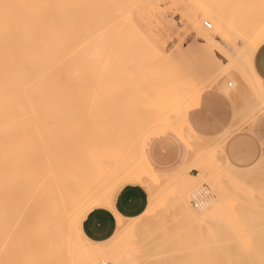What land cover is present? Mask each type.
Masks as SVG:
<instances>
[{"label":"bare ground","instance_id":"1","mask_svg":"<svg viewBox=\"0 0 264 264\" xmlns=\"http://www.w3.org/2000/svg\"><path fill=\"white\" fill-rule=\"evenodd\" d=\"M142 1L0 0V264H12L7 247L14 227L17 239L27 237L30 251L25 264H149L152 257L159 258L160 247L142 256L125 247L124 240L136 236L137 226L129 228L121 217L115 235L105 242L84 235V217L103 207L117 185L119 189L126 184L146 187L149 202L157 191L172 188L179 209L192 221L225 212L228 192L213 173L202 172L218 199L211 210L199 214L191 205L195 182L189 163L169 182L149 169L141 156L147 137L158 127L185 129V104L195 91L184 88L179 94V123L168 113L172 106L154 109L142 104L141 94L128 99L114 94L122 87L119 75L131 77L121 67L132 61L133 40L146 37L130 19L131 9ZM209 2L210 6L215 0ZM256 2L263 8L254 14L262 18L248 31L239 28L236 11L226 24L222 12L215 14L218 19L213 25L210 22L212 43L222 57L213 54L210 58L211 67L219 71L214 84L222 82L226 93L240 89V100L251 111L250 121L264 112V82L252 66L255 51L264 42V0ZM217 5L206 10L207 17L214 16ZM127 20L133 29L131 23L130 30L123 27ZM213 34L221 38L216 40ZM124 36L126 48L120 41ZM239 39L244 41L242 46L237 44ZM117 52L120 65L114 58ZM226 77L234 81L220 80ZM226 165V180L243 183L250 179L251 174L229 162ZM26 220L34 226L32 233L23 232ZM73 232L79 239L72 238ZM62 251L66 256L58 260ZM243 259L229 264H243Z\"/></svg>","mask_w":264,"mask_h":264},{"label":"rangeland","instance_id":"2","mask_svg":"<svg viewBox=\"0 0 264 264\" xmlns=\"http://www.w3.org/2000/svg\"><path fill=\"white\" fill-rule=\"evenodd\" d=\"M204 1L205 0H147L146 2V0H143L139 4L134 5L133 9H131L132 14L130 19L134 20L133 22L135 23L133 24L137 23L135 25V27H137L136 30L140 27L139 29L143 31V35L147 38L143 37L142 39L139 37L140 40L138 38L133 40L135 42V49L132 51V53L134 52L133 55H135L136 51H139V53L142 52L141 55L143 57L139 60V57H137L139 53L135 56H133L131 52L129 53V58L133 62L131 61L130 64L128 63L126 66H122L121 69L124 67L123 71L127 72L126 74H131V77H125L124 74L119 75V77L121 76L119 80L123 79L122 81L124 84L121 82L122 87L120 85L118 86L121 88L115 86L117 92L114 94H116L117 97L123 94L125 99L136 98L138 97L137 94H141L144 96L141 98L142 104L148 103L150 107L154 109H156L155 107L166 109L172 106V110H169L168 113L171 114L173 120L179 123L181 120L179 113L180 104L177 101L179 99V94L183 93L182 91H184V88L195 91L186 102L188 104L196 93L209 86H214V82L219 81L217 78L219 71L217 67L216 69H214L215 66L211 67L212 62L210 58L213 54L219 58L222 57L211 40L213 30L210 28L213 27L210 25V28H207L205 24L211 22L213 25L218 19L216 15L221 12L220 15L223 16L222 22L226 24L230 16L236 11L237 15L235 13L234 16L236 17H234V19L236 18L235 20H237L238 26H240L239 28L248 31L252 24L254 26L256 22L259 23V18H262V16L256 18L257 16H255L254 13L257 8L262 10L263 7L262 3L258 6L259 3L256 2L257 0H225L224 3L220 0L223 4L221 2H216V0L214 2L213 0L214 3L211 5L216 7L215 5L219 3V7L215 8V11L212 12L214 18H209L205 13H207V9L209 10L210 7L212 8L211 5L209 6L211 2L206 0V3L208 2V6H206ZM212 10H214V8H212ZM262 14L261 12V15ZM130 23V20L125 21L127 25L123 24V27L126 26V30L133 29L134 26L132 23V26H130ZM213 36L216 40L221 38L216 34H213ZM146 39H149L151 44L149 40V43L146 42ZM120 41L122 46L126 48L125 36L122 37ZM243 42V40L239 39L240 44H237L242 46ZM141 44H143L142 46L144 48H138ZM224 45L229 49L232 48L230 43L225 42ZM160 52L162 57H160ZM119 54L120 52L114 55L118 65H120ZM167 59L169 62H167ZM149 65H151V68ZM129 68L131 71H129ZM146 68L150 69L147 70ZM117 70L119 71V66ZM120 73L121 71L119 74ZM245 74L246 79H249L248 73ZM156 78L158 80H156ZM144 79L147 81H144ZM220 80L234 81L231 77ZM150 92H152V95ZM231 93L232 92L229 94ZM128 94H131V96H128ZM239 94L240 89H238L237 93H233V95L237 97V99L234 98V100L238 102L235 115L236 118L240 119L238 125L233 128V130L236 131L243 130V128L239 126L240 124L250 126L253 125L257 119L250 121L249 114H251V111L245 109L244 102L240 100ZM120 99L122 100V97ZM187 104H185L184 108L185 125L183 124V126H185V129L178 130L172 127H158L150 133L146 142L151 140V138H149L150 136L161 131H172L182 137L187 142L189 147L186 148L192 157L188 159L187 163H189L190 166L188 169L190 176L195 182L194 190L195 187L197 188L203 184L208 185L215 195V198L218 199L217 194L211 186L205 182L202 172L205 170L213 173L216 178L224 183L223 188L228 192V197L225 201L228 204L227 208L224 213L215 215L212 218L205 217L203 221H192L189 217L186 218L184 216L182 209H179L176 195L172 188L166 191H157L152 202H149L143 214L131 219H125L118 215V220L121 217L126 221V225H128L129 228L137 226L135 230L136 236H128L124 240L125 247L128 250H133L137 256L153 254L154 251L156 252L155 247H160L159 258L156 256L152 257L149 264H229L238 263L241 256L244 258L243 264H264V148L241 147L243 153L247 151V148L248 151L256 148L258 152L260 149V152L247 166L240 168L238 165L240 161L234 158L240 151L238 152L237 149L233 150L230 148L229 154L232 162L228 159L226 147H224L228 139L227 136L222 137L217 147H198L195 143L197 139L186 131ZM71 126L73 127L74 123H71ZM145 144L142 147L141 156L146 161L148 167L157 175L162 177L165 176L166 178L163 179L164 181L171 182L172 180H176L179 176V171L184 169L186 162L178 165L170 172L160 173L155 170L156 168H154V166L152 167L151 160H146L143 157V150L147 148ZM133 157H135V155ZM225 161L227 163L229 162V165H234L239 170H244L241 172L251 174L250 179L248 178V180L243 183L226 180L224 174H226L229 169L226 168L227 163ZM234 161L236 163H234ZM244 163L245 162L242 164ZM231 171L237 173L238 170ZM194 190H192V192ZM215 204L216 201H213L210 206L213 207ZM210 206L201 212L196 209L194 210L202 214L205 211L211 210ZM220 220L223 221V224L220 223ZM29 225L30 220L28 222L26 220L24 222L23 232H33L34 226L32 223L30 226ZM25 227L27 229L29 227L31 231H29V229L27 230ZM14 230H16L15 227L12 229L11 233L12 241L7 247L10 249L11 261L12 264H25V260L29 256L30 251L29 247L26 245L27 237L21 235V238L17 239V233ZM71 235L74 240L79 239L76 232H73ZM115 242L117 241H112L111 245ZM143 243L150 246H141ZM65 256V253L62 251L57 259H63Z\"/></svg>","mask_w":264,"mask_h":264},{"label":"crops","instance_id":"3","mask_svg":"<svg viewBox=\"0 0 264 264\" xmlns=\"http://www.w3.org/2000/svg\"><path fill=\"white\" fill-rule=\"evenodd\" d=\"M252 66L264 82V43L255 51ZM231 94L225 92L222 82L196 93L186 107V131L197 139L195 143L198 147H217L222 137L227 136L224 147L228 159L232 162L230 148L240 151L234 158L240 161L238 165L241 168L247 166L260 152V149L258 152L256 148L250 151L247 148L243 153L241 147L264 148V112L256 117L253 125L240 124L244 131L233 130L240 119L235 115L238 102L234 100L233 93ZM149 138L151 140L144 143L147 148L146 151L143 150V157L151 160L152 167L160 173L170 172L192 158L186 148L189 147L187 142L172 131H161ZM144 162L146 163L145 160ZM243 162L245 163L242 164ZM119 190L120 194L113 199V209L98 207L84 217L82 231L90 240L99 243L109 240L118 229V215L131 219L143 214L147 209L149 196L146 187L140 184H126Z\"/></svg>","mask_w":264,"mask_h":264},{"label":"built area","instance_id":"4","mask_svg":"<svg viewBox=\"0 0 264 264\" xmlns=\"http://www.w3.org/2000/svg\"><path fill=\"white\" fill-rule=\"evenodd\" d=\"M205 26L207 28H210V23H206ZM215 195L211 191L210 187L208 185H201L197 187L191 195V205L194 209L197 211H202L206 208H208L212 202L214 201ZM100 264H111V263H100Z\"/></svg>","mask_w":264,"mask_h":264},{"label":"snow or ice","instance_id":"5","mask_svg":"<svg viewBox=\"0 0 264 264\" xmlns=\"http://www.w3.org/2000/svg\"><path fill=\"white\" fill-rule=\"evenodd\" d=\"M120 194L119 190V185H117L113 190H112V197L103 205L104 208H110L112 204V198L117 197V195ZM118 207V206H117Z\"/></svg>","mask_w":264,"mask_h":264}]
</instances>
